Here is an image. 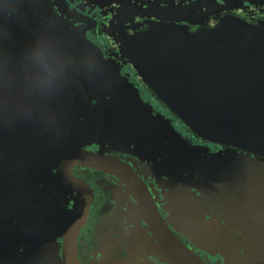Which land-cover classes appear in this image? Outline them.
<instances>
[{"label":"water","instance_id":"water-1","mask_svg":"<svg viewBox=\"0 0 264 264\" xmlns=\"http://www.w3.org/2000/svg\"><path fill=\"white\" fill-rule=\"evenodd\" d=\"M66 1L0 0V206L19 215L15 205H41L51 180L39 167L54 151H61L74 130L86 127L99 135L110 129L146 149H167L170 142L178 181L209 190L219 189L224 180L221 188H232L227 182H232L233 159L206 149L198 152L142 102L137 88L112 71L108 59L86 38L81 19ZM82 1L89 5L106 0ZM233 23L226 20L224 30L194 33L152 25L149 32L127 37L131 64L194 137L264 157V101L240 97L234 83L237 64H264V32H250L242 22L237 29ZM26 76L28 81L14 80ZM72 150L71 158H86L93 167H117L116 176L130 190L147 189L127 163L89 149ZM157 164L169 168L162 161ZM59 178L57 183L62 182ZM254 178L264 185V175ZM163 180L157 179L161 188H180ZM151 216L158 220L156 212ZM189 228L200 239L202 229ZM152 230H157L155 224ZM171 245L177 249L175 264H204L176 238ZM204 246L213 252L226 247L216 240H206ZM224 261L236 263L234 258Z\"/></svg>","mask_w":264,"mask_h":264},{"label":"flooded vegetation","instance_id":"flooded-vegetation-1","mask_svg":"<svg viewBox=\"0 0 264 264\" xmlns=\"http://www.w3.org/2000/svg\"><path fill=\"white\" fill-rule=\"evenodd\" d=\"M66 3L81 19L86 38L108 59L112 71L137 88L142 102L168 120L198 152L206 149L233 159L232 182H227L232 188H221L224 180L219 189L209 190L178 181L170 142L166 143L169 148L154 150L110 129L104 135L89 127L74 130L64 145L68 148L54 151L39 167L40 174L51 180L43 203L15 205L21 211L19 215L9 206H0V264H175L173 237L204 264H226V258H234L233 264H262L264 185L256 184L254 177L264 175V157L194 137L143 84L131 64L127 37L149 32L152 25L168 27L170 32L224 30L226 20H233L237 29L242 22L250 32H264V0ZM263 65L258 60L244 67L236 65L237 95L264 101ZM23 79L28 81L27 76L14 80ZM75 147L127 163L147 189L130 190L119 181L113 165L105 170L91 166L86 158H71ZM230 153L237 157L228 156ZM151 160L167 163L169 168ZM58 177L62 182L55 181ZM157 179L180 188H161ZM195 181L205 185L201 179ZM147 212H156L158 220ZM151 219L156 231L152 230ZM190 225L202 229L200 239L191 234ZM206 240L221 241L226 247L213 252L204 246Z\"/></svg>","mask_w":264,"mask_h":264}]
</instances>
